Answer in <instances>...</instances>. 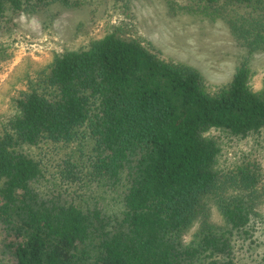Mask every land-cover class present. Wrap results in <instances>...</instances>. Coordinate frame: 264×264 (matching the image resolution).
I'll return each instance as SVG.
<instances>
[{"label": "trees", "instance_id": "16d2710c", "mask_svg": "<svg viewBox=\"0 0 264 264\" xmlns=\"http://www.w3.org/2000/svg\"><path fill=\"white\" fill-rule=\"evenodd\" d=\"M186 3L177 12L264 50V0ZM24 6L0 0V24ZM9 55L0 43V61ZM30 73L0 117V264H264L261 167L220 164L224 138L264 137V78L253 89L247 61L210 89L197 68L113 28Z\"/></svg>", "mask_w": 264, "mask_h": 264}, {"label": "rangeland", "instance_id": "374dc122", "mask_svg": "<svg viewBox=\"0 0 264 264\" xmlns=\"http://www.w3.org/2000/svg\"><path fill=\"white\" fill-rule=\"evenodd\" d=\"M170 1L175 7L173 10ZM125 2L83 0L79 6L53 2L29 11L28 0H24L23 9L9 14L6 22L0 24V43L10 53L8 59L0 61V117L12 112L10 96L27 72L34 73L47 65L55 53L79 48L113 28L126 37L153 45L166 60L197 68L210 89L229 82L243 60L255 72L250 81L253 89L261 88L264 50L248 52L238 44L224 21L209 20L183 10L177 12V6L187 4V0H128L129 8ZM222 141V167H232L242 158L250 157L261 167L264 189V137L242 140L240 144H228L226 138ZM255 210L264 213V196ZM211 212V221L222 224L217 209L213 207ZM257 224L254 235L260 242L257 241L254 255L264 252V228H260L261 222ZM196 226L197 221L185 233L186 241ZM242 261L252 263L248 256L242 257Z\"/></svg>", "mask_w": 264, "mask_h": 264}]
</instances>
